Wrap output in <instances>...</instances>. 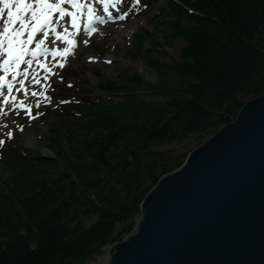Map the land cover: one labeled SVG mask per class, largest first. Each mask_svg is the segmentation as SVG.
Returning a JSON list of instances; mask_svg holds the SVG:
<instances>
[{"label": "rangeland", "instance_id": "374dc122", "mask_svg": "<svg viewBox=\"0 0 264 264\" xmlns=\"http://www.w3.org/2000/svg\"><path fill=\"white\" fill-rule=\"evenodd\" d=\"M196 1L71 0L62 7L75 14V26L72 16L60 18L59 12H51L48 18L52 23L44 29L47 36L32 31L35 21L31 12L18 14L13 3V22L6 26L10 31L22 30V40L31 33L33 38L27 45L28 55L24 59L32 60V64L10 67L5 74L2 66L4 57H0V77L4 78L5 85L0 91L8 98L5 102L4 96H0V141H3L0 145V190L3 196L8 189H13L12 186L14 189L20 187L22 182L30 186L32 176L29 175L47 174L43 178L49 181L47 185L53 186L56 178L67 172L65 166L72 163L81 171L80 162H84V154L89 151L97 153L102 146L106 152L102 155L105 164L101 165L104 160L98 155L96 165L100 164V168L88 165L85 168L88 169H84L86 173L90 168L95 169L92 177L85 172L76 177L67 172L63 177L70 179L60 190L64 194L70 188L77 190L76 198L82 206L75 218L88 228L99 217L95 207L131 206L143 190L149 188L151 192L157 187L158 183L156 186L150 184L151 176L159 182L161 178L174 174L192 151L221 128L207 135L188 134L177 141L142 143L134 135H124L126 130L123 127H114L115 123H109L102 117L97 119L102 121H94L93 115L86 113L88 109L84 112L72 110L75 102L68 110L63 108V103L73 97H82L89 102L120 101V95H115V87L109 91L104 83H118L123 76L128 77L125 79L128 83L134 80L135 75L140 76L141 81L162 83L159 70L172 68L182 61V51L187 43L180 27L187 28L189 17L183 12L191 13L189 5ZM25 2L36 7L35 0ZM0 9L3 10L0 17L2 32L9 9H4L2 3ZM21 19L25 21L26 29H21ZM78 23L80 26H76ZM55 26L59 27L58 32L53 28ZM41 39L44 43L37 48ZM9 83L12 85L11 93L7 91ZM112 134L114 143L109 141ZM7 143H13L12 148L26 158L29 156L30 162L25 159L22 163L12 162L7 155L10 152ZM36 157L55 161L53 170H41L42 164L36 162ZM109 157L110 163L107 162ZM93 181L99 186H94ZM22 189L26 196L29 189ZM142 215L143 208H140L125 231V240L136 234ZM22 225L21 231L27 232L26 225ZM110 260L111 257L104 254L94 264H109Z\"/></svg>", "mask_w": 264, "mask_h": 264}, {"label": "trees", "instance_id": "16d2710c", "mask_svg": "<svg viewBox=\"0 0 264 264\" xmlns=\"http://www.w3.org/2000/svg\"><path fill=\"white\" fill-rule=\"evenodd\" d=\"M189 6L192 12H183L189 16L187 28L180 27L187 43L182 61L159 70L162 83L141 81L138 75L128 83V77L123 76L118 83H104L109 91L115 87L120 101L89 102L73 97L70 100L76 106L72 110L88 109L86 113L92 114L94 121L102 117L142 143L177 141L195 133L207 135L233 122L245 102L264 93V0H197ZM71 101L63 108L68 110ZM113 138L114 134L111 143ZM13 143H7L8 158L30 162L29 156L12 148ZM105 153L102 146L97 153L89 151L80 162L81 171L72 163L71 168L65 166L66 171L80 176ZM35 160L42 164L41 170H53L55 161ZM67 172L57 177L53 186L43 178L47 174H37L29 175L30 186L22 182L4 196L0 190V264H94L126 239L125 231L150 189L143 190L126 208L95 207L99 217L87 228L75 218L82 206L77 190L70 188L69 194L60 191L70 179L63 177ZM94 172L90 168L85 174L92 177ZM158 180L151 176L150 184L156 186ZM93 185L99 186L96 181ZM22 187L29 189L26 196ZM23 223L27 232L21 231Z\"/></svg>", "mask_w": 264, "mask_h": 264}, {"label": "water", "instance_id": "95a60500", "mask_svg": "<svg viewBox=\"0 0 264 264\" xmlns=\"http://www.w3.org/2000/svg\"><path fill=\"white\" fill-rule=\"evenodd\" d=\"M109 264H264V93L160 179Z\"/></svg>", "mask_w": 264, "mask_h": 264}, {"label": "snow or ice", "instance_id": "6c2138e0", "mask_svg": "<svg viewBox=\"0 0 264 264\" xmlns=\"http://www.w3.org/2000/svg\"><path fill=\"white\" fill-rule=\"evenodd\" d=\"M0 3L3 4L4 9H9L8 12V20L4 22L5 26H2V32H0V57H4L2 61V66L4 67L5 74H7L10 67H15L19 64H27L31 65L32 60H26L24 57L28 55L26 48L28 43L32 40L31 33L28 35L27 39H20L23 35L22 30H12L6 26L13 22V13L11 8L13 3L16 5V12H31V18L35 21V25L33 26L32 31L41 32L44 36H47L48 33L44 31L45 28L52 23V21L48 18V14L51 12H59L60 18H64L65 16L73 17V26H75V14L71 12H66V10L62 7L65 3H71V0H54V2H50V0H35L36 7H33L32 3H26L25 0H0ZM3 16V10L0 9V17ZM19 18V17H17ZM58 22V21H57ZM21 29H26L27 25L23 19L20 20ZM57 39H60L58 36ZM44 43V40L41 39L39 43L36 45L37 48ZM67 52L68 50L65 49ZM35 56V53H32ZM13 80L16 79V76L13 75ZM21 83H23L21 81ZM4 78L0 77V89L4 87ZM7 91L11 93L12 85L7 84ZM35 95V93H33ZM0 96H4L3 91H0ZM7 96H4L5 102H7ZM15 99V97H13ZM10 135V134H9ZM3 144V141H0V145Z\"/></svg>", "mask_w": 264, "mask_h": 264}, {"label": "bare ground", "instance_id": "6f19581e", "mask_svg": "<svg viewBox=\"0 0 264 264\" xmlns=\"http://www.w3.org/2000/svg\"><path fill=\"white\" fill-rule=\"evenodd\" d=\"M134 22H132V24H133ZM129 24H127V26H128ZM127 26H125V27H127ZM121 32L119 31V34H120ZM110 101H114V102H118V101H116V100H113V99H111ZM66 105V104H65ZM145 201V200H144ZM144 201H143V203L141 204V208H143V214H144Z\"/></svg>", "mask_w": 264, "mask_h": 264}, {"label": "built area", "instance_id": "2783aa9c", "mask_svg": "<svg viewBox=\"0 0 264 264\" xmlns=\"http://www.w3.org/2000/svg\"><path fill=\"white\" fill-rule=\"evenodd\" d=\"M112 253H113V252L111 251L110 254H109L110 257H111V254H112Z\"/></svg>", "mask_w": 264, "mask_h": 264}]
</instances>
